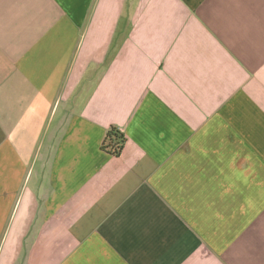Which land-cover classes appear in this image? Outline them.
I'll list each match as a JSON object with an SVG mask.
<instances>
[{"label": "crops", "instance_id": "0c3cea01", "mask_svg": "<svg viewBox=\"0 0 264 264\" xmlns=\"http://www.w3.org/2000/svg\"><path fill=\"white\" fill-rule=\"evenodd\" d=\"M0 264H264V0H0Z\"/></svg>", "mask_w": 264, "mask_h": 264}, {"label": "trees", "instance_id": "16d2710c", "mask_svg": "<svg viewBox=\"0 0 264 264\" xmlns=\"http://www.w3.org/2000/svg\"><path fill=\"white\" fill-rule=\"evenodd\" d=\"M125 135L115 126L109 128L106 139L103 143V149L111 152L115 156L122 153L125 143Z\"/></svg>", "mask_w": 264, "mask_h": 264}]
</instances>
